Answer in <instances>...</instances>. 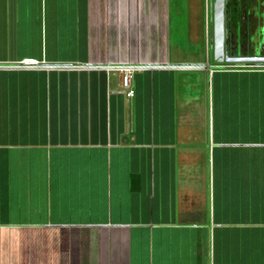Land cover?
Here are the masks:
<instances>
[{
	"label": "crops",
	"instance_id": "1",
	"mask_svg": "<svg viewBox=\"0 0 264 264\" xmlns=\"http://www.w3.org/2000/svg\"><path fill=\"white\" fill-rule=\"evenodd\" d=\"M212 1L0 0V264H264V67Z\"/></svg>",
	"mask_w": 264,
	"mask_h": 264
},
{
	"label": "flooded vegetation",
	"instance_id": "2",
	"mask_svg": "<svg viewBox=\"0 0 264 264\" xmlns=\"http://www.w3.org/2000/svg\"><path fill=\"white\" fill-rule=\"evenodd\" d=\"M257 9L261 14L260 20L253 25L244 27L242 22L250 17L252 10ZM232 18L229 23L228 51L223 57L222 64L234 68H261L264 67V0L259 2L235 4L231 6ZM247 12V13H246ZM261 19L263 21H261ZM234 32L238 34L234 35ZM259 59L255 63H227L225 59ZM222 58L218 57L220 61Z\"/></svg>",
	"mask_w": 264,
	"mask_h": 264
},
{
	"label": "water",
	"instance_id": "3",
	"mask_svg": "<svg viewBox=\"0 0 264 264\" xmlns=\"http://www.w3.org/2000/svg\"><path fill=\"white\" fill-rule=\"evenodd\" d=\"M213 30L212 41L215 57H221L219 61H224L223 57L228 51V36L230 35L229 23L232 18L231 6L241 4L242 2L251 3L259 0H213ZM227 63H255L259 59H225Z\"/></svg>",
	"mask_w": 264,
	"mask_h": 264
},
{
	"label": "built area",
	"instance_id": "4",
	"mask_svg": "<svg viewBox=\"0 0 264 264\" xmlns=\"http://www.w3.org/2000/svg\"><path fill=\"white\" fill-rule=\"evenodd\" d=\"M120 71L122 72V78H121V87L124 90V92L126 93L127 97H133L134 95V91L131 88V73L133 71V69L129 68H125V69H120Z\"/></svg>",
	"mask_w": 264,
	"mask_h": 264
},
{
	"label": "rangeland",
	"instance_id": "5",
	"mask_svg": "<svg viewBox=\"0 0 264 264\" xmlns=\"http://www.w3.org/2000/svg\"><path fill=\"white\" fill-rule=\"evenodd\" d=\"M180 4L182 5V3H180ZM178 21H180V22L182 21V22H183V18L180 17V18L178 19ZM182 22H181V23H182ZM200 24H201V23L198 24V25H199V28H200ZM182 29H183V26L180 27V30H179V31H180L181 33L178 34V36H179V35H182ZM198 32H200V29H198ZM182 46H183V47H186V45H182ZM187 46H189V45H187ZM210 155H211V153H210ZM209 175L211 176V171H210ZM210 182H211V185H212V179H211V177H210Z\"/></svg>",
	"mask_w": 264,
	"mask_h": 264
}]
</instances>
